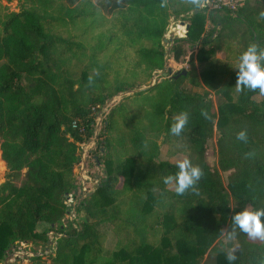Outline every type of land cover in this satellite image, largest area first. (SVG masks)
<instances>
[{"label": "trees", "instance_id": "16d2710c", "mask_svg": "<svg viewBox=\"0 0 264 264\" xmlns=\"http://www.w3.org/2000/svg\"><path fill=\"white\" fill-rule=\"evenodd\" d=\"M61 1L88 8L61 5L56 16L53 0H30L20 10L0 0V150L7 165L0 183V261L24 243L44 247L31 255V264H229L232 248L233 264H264V239L239 228L227 249L215 251L237 212L264 209V94L236 89L241 54L252 43L264 49V0L246 1L234 11L212 8L207 0L202 7L186 0H167L166 7L162 0ZM63 12L74 22H89L85 33L103 28L101 49L115 45L114 35L121 33L137 46L148 72L165 67L163 40L171 21L188 19L185 36L174 39L173 58L187 55L185 44L198 50L190 54L186 74L166 77L168 92L158 105L139 109L130 102L155 85L122 97L99 129V111L126 88L116 85L109 93L90 71L97 53L84 63V44L54 31L52 22ZM106 14L115 18L112 34L104 31ZM182 111L189 122L174 136L170 127ZM142 112L143 126L137 121ZM241 130L248 133L246 143L237 139ZM215 135L217 167L207 157ZM160 139L170 155L183 153L203 169L197 191L178 195L174 183L163 182L178 168L159 158ZM91 140L106 177L95 178L84 193L75 168ZM81 211L85 217L78 225ZM104 223L116 233L114 248L106 245Z\"/></svg>", "mask_w": 264, "mask_h": 264}, {"label": "rangeland", "instance_id": "374dc122", "mask_svg": "<svg viewBox=\"0 0 264 264\" xmlns=\"http://www.w3.org/2000/svg\"><path fill=\"white\" fill-rule=\"evenodd\" d=\"M37 1V0H35ZM53 4L51 8L55 9V15L58 13V10L61 5H65L66 9H80V7H87L86 3H81L78 6H72L69 3L62 2L61 0H53ZM93 3H96L98 0H92ZM246 1H254V0H243ZM4 4L8 5L12 10H20L23 7V4L27 5L30 4V0H3ZM65 9V11H66ZM63 16H59L55 18L52 23L54 31L59 34L63 35L66 38L74 39L77 41H81L85 46V53L86 58L84 63L89 64L88 57H91L93 52L97 53V60L95 63H91L92 68L90 69L93 75L97 76V79L103 83L104 86L107 87L109 93L113 92L116 85H123L126 90L120 92L119 94L108 98L105 102L102 109L99 111L101 115L97 127L102 129L105 120L108 117V113L110 112L111 108L114 107L117 103L121 101L122 97L128 96L132 93L138 92L136 90L146 88H150L155 85V88L149 92H144L138 97L132 98L130 100L131 104L137 108H148L152 107V105H158L162 98L167 94V90L169 88L170 81L164 77L165 72H169L171 70L170 76L174 75L176 72L182 71L184 69L188 70L191 68L189 64V57L192 52H196L198 50L197 45H190L185 44L187 55L183 56L179 61H176L173 58L172 53V46L174 43V39L176 37H183L185 36L186 32V24L188 19L185 20H174L171 21L164 40V48L166 51V63L165 67L162 70L158 71H146L144 65L141 64L140 59L136 54L137 46L132 47L128 45V40L125 37H122V34L116 32L114 36L115 38V45L105 46L104 48H100L99 39L101 36V32L103 28H93L90 29L88 32L85 33V30L88 28L87 21H82L80 23L74 22L71 16L62 13ZM57 16V15H56ZM91 22L96 21L97 19H89ZM185 22V23H182ZM113 23H115V18L112 17L110 14H106V18L104 24L106 25L104 31H107L109 34H112L110 31L111 27H113ZM98 24V23H96ZM208 31L212 29V25H208ZM125 42V44L123 43ZM106 43V42H105ZM115 46V48H114ZM97 49H96V48ZM118 50V51H117ZM221 55V54H220ZM137 69L138 73L136 72L133 74V70ZM139 84V85H138ZM184 86L187 88H194V90H202V88L193 87L191 83L186 82ZM141 90V91H143ZM139 91V92H141ZM260 96H257V99H260ZM215 99V97H214ZM140 121V124L143 126L145 124L146 116L145 113H139L137 117V121ZM106 137V133L101 130V138L104 139ZM94 141V140H93ZM121 143V140H118ZM161 142V152L159 154L160 159H168L175 163H177L180 159L184 158L186 155L183 153H177L174 155L169 154L168 144L162 142L160 139L159 143ZM94 142L85 145V155L86 160L85 163L88 166L84 167L86 169L85 176L87 178V187L88 189L92 188L96 184V179H99V182L106 177L105 172V164L102 162H97V156H100L101 153L95 149ZM93 147V148H91ZM97 147V146H96ZM89 149H93L91 153H87ZM207 157L209 163L213 167H217L218 165V148H217V136L215 135L213 139H211L207 144ZM124 149H120L119 152L122 154ZM87 151V152H86ZM7 171L6 162L1 158V150H0V183L5 181V174ZM83 171L81 166H77L75 168V172L79 173ZM82 173V172H81ZM223 178L225 183H227V173H223ZM83 217H85V212L81 211L78 217V225H81L83 221ZM45 225H40L38 227L39 230H42ZM100 229L104 231L107 235L106 245L108 248H114L115 242L117 240V236L115 231L112 229L111 224L104 223L100 225ZM227 238L223 236L221 240L218 242L216 249L223 248L227 249ZM43 245L41 246H31L26 245L24 243L16 244L11 249L7 251L6 254L2 256L0 264H31V255L35 254L36 252L42 253L43 252ZM36 251V252H35Z\"/></svg>", "mask_w": 264, "mask_h": 264}, {"label": "clouds", "instance_id": "9594fccd", "mask_svg": "<svg viewBox=\"0 0 264 264\" xmlns=\"http://www.w3.org/2000/svg\"><path fill=\"white\" fill-rule=\"evenodd\" d=\"M186 2L195 7H202L203 0H186ZM161 7L167 6V0H162ZM260 18L264 19V12H261ZM237 72V91H243L245 88L249 90H256L264 94V49H260L257 44H249L248 48L241 54L239 58ZM91 81V77L89 78ZM201 115L208 118L205 111ZM189 122L188 111H182L173 118V123L170 127V132L174 136H180ZM237 139L247 142L248 133L246 130H241L237 133ZM178 171L174 175H168L163 178L166 185L175 184V190L178 195H183L186 191L191 189L197 191V184L203 177V169L199 165L192 163L188 156L180 159L177 162ZM264 216V209L251 210L245 209L237 212L232 221V231L227 233V240L236 239V229L246 233L251 238L264 239V221L261 217ZM222 234L224 230L221 229ZM235 249H228L226 259L229 264H233L236 259L234 255Z\"/></svg>", "mask_w": 264, "mask_h": 264}, {"label": "built area", "instance_id": "2783aa9c", "mask_svg": "<svg viewBox=\"0 0 264 264\" xmlns=\"http://www.w3.org/2000/svg\"><path fill=\"white\" fill-rule=\"evenodd\" d=\"M207 2H209L210 7H212V8H229L233 11L236 10L239 6L243 5V3H244L243 0H207ZM185 34H186V32H185ZM97 109H98V106L94 107L93 111L96 112ZM73 126L74 127L78 126V122L74 121ZM91 142L93 143L94 141L91 140L82 146V162H81L80 166H81V169H83V171H80L79 175H80V179L82 181V190L84 193L87 192V190H88V187H87L88 185L86 182L87 178L85 176L86 169H84V167L87 166L85 163L86 155H85V147L84 146L90 144ZM89 150H87V151H89ZM75 204H76V201L73 202V205H75Z\"/></svg>", "mask_w": 264, "mask_h": 264}, {"label": "water", "instance_id": "95a60500", "mask_svg": "<svg viewBox=\"0 0 264 264\" xmlns=\"http://www.w3.org/2000/svg\"><path fill=\"white\" fill-rule=\"evenodd\" d=\"M182 72H183V74H186V73H187V70H186V69H184ZM170 73H171V70H170L168 73H167V72H165L163 76H164V77H167V76H169V75H170ZM179 75H180V73H179V72H176V73H175L173 76H174V77H176V78H178V77H179ZM143 89H144V88H143ZM143 89H138V90H136V91H138V92H139V91H141V90H143Z\"/></svg>", "mask_w": 264, "mask_h": 264}]
</instances>
